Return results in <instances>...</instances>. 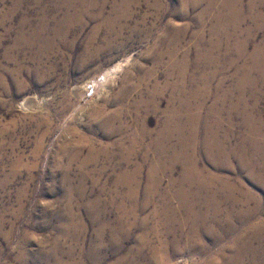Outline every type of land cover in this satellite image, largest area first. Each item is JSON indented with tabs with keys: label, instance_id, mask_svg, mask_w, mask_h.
Returning a JSON list of instances; mask_svg holds the SVG:
<instances>
[{
	"label": "rangeland",
	"instance_id": "rangeland-1",
	"mask_svg": "<svg viewBox=\"0 0 264 264\" xmlns=\"http://www.w3.org/2000/svg\"><path fill=\"white\" fill-rule=\"evenodd\" d=\"M0 264H264V0H0Z\"/></svg>",
	"mask_w": 264,
	"mask_h": 264
},
{
	"label": "bare ground",
	"instance_id": "bare-ground-1",
	"mask_svg": "<svg viewBox=\"0 0 264 264\" xmlns=\"http://www.w3.org/2000/svg\"><path fill=\"white\" fill-rule=\"evenodd\" d=\"M246 54V53H245ZM257 54V53H256ZM263 55V54H262ZM261 56V55H260ZM255 59V58H254ZM258 59V58H257ZM261 60V59H260ZM263 60V59H262ZM255 64H256V62H255ZM254 65V64H253ZM252 65V66H253ZM250 66V65H249ZM255 67H257V65H254ZM251 68V67H250ZM254 68V67H253ZM253 68H252V70H253ZM246 69V68H245ZM259 69V68H258ZM250 84V83H249ZM253 148H254V145H253Z\"/></svg>",
	"mask_w": 264,
	"mask_h": 264
}]
</instances>
